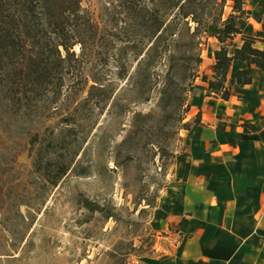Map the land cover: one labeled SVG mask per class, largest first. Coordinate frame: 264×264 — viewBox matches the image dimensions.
Masks as SVG:
<instances>
[{
	"label": "rangeland",
	"instance_id": "1",
	"mask_svg": "<svg viewBox=\"0 0 264 264\" xmlns=\"http://www.w3.org/2000/svg\"><path fill=\"white\" fill-rule=\"evenodd\" d=\"M156 1L144 0V4L151 9ZM244 2L248 20L241 23V30L251 34L255 26L264 25V0ZM81 9L78 23L67 25L82 46L72 48L70 56L60 50L61 58L52 50L46 51L41 60L49 63L52 78L44 88L28 82V70L40 58L37 51L17 49L9 55L0 54V264H111L109 254L115 249L127 255L132 241L140 247L139 237L144 233L136 227L139 221L138 214H133L132 194L160 166L154 145L164 126L161 93L169 69L159 64L149 70L150 81L144 80L142 89V99L147 102L143 103L131 92L128 81L116 82L118 67L131 65V73L137 67L131 55L122 57V51L133 42L140 47V40L127 26L122 3L81 0ZM87 20L98 27L97 37L87 32ZM216 34L212 27L201 41V76H211ZM40 37L41 43L52 46L49 33ZM172 51L176 48H168ZM184 51L180 47L176 52L181 55ZM180 76L181 71L175 70L171 78L179 81ZM93 79H101L113 92L112 100L105 109L98 100L91 111L78 112ZM201 84L198 80L187 89L190 112L186 123L202 119L207 101ZM138 115L151 118L138 120ZM59 137L73 145L78 156L68 176L53 189L35 174L33 157L49 145L53 147L49 150L60 156L55 141ZM179 137L183 141L179 151H188L177 159L178 168L183 170L193 136L182 132ZM126 139L129 142L123 148ZM169 193H164L162 203H169ZM87 207L113 213L116 218L107 221ZM155 215L156 220L149 225L159 237L155 247L141 259H132V264H169L173 257L180 238L174 230H159V212H154L153 218ZM163 234L167 237L162 238Z\"/></svg>",
	"mask_w": 264,
	"mask_h": 264
},
{
	"label": "trees",
	"instance_id": "2",
	"mask_svg": "<svg viewBox=\"0 0 264 264\" xmlns=\"http://www.w3.org/2000/svg\"><path fill=\"white\" fill-rule=\"evenodd\" d=\"M124 7L127 25L135 39L140 40V47L130 44L122 51V57L131 55L137 62V67L132 72L130 67L123 65L117 68L116 82L128 81L131 92H136L142 99L144 80L150 81L149 70L155 65H166L168 72L163 80L161 109L164 116V126L159 129V139L155 143L156 158L159 167L155 175L142 181L132 194L134 207L133 214H138L136 227L143 234L139 237L140 247L136 248L134 242L129 244L130 253L121 255L115 249L109 254L111 264H132V259H141L155 247L159 238L150 228L153 214L159 207L162 196L176 184L177 159L185 152L181 151L183 141L179 135L182 132L189 133L193 127H202L201 117L193 124L186 123L190 107L187 101V89L201 80L207 86L206 97L228 103L232 97L234 88L244 89L253 84V69L264 75V52L257 45H264V25L262 32L255 37L246 36L241 30V23L248 20L247 6L244 0H157L149 9L144 0H117ZM230 10L227 15L226 11ZM83 14L81 0H0V54H7L17 49H32L39 54L36 66L29 69L28 82L32 86L45 87L50 84L51 75L48 74L49 63H45L42 57L46 51H53L58 57L61 52L70 56L72 48L77 43L76 34L68 25L78 23ZM68 24V25H67ZM87 32L93 38L98 35V27L87 20ZM216 31L215 40L217 48L214 55V65L211 76H201L198 72L203 61L200 49L202 39L208 37L210 28ZM79 30V29H78ZM51 35L52 46L41 43V35ZM75 38L74 44L71 40ZM239 42V46L236 43ZM183 47L186 49L181 55L176 51L168 52V48ZM61 58V57H60ZM64 63L65 61H61ZM235 64H242L245 69L233 72ZM175 70L181 71L179 81L172 77ZM169 82H168V81ZM176 82V83H175ZM34 85H33V84ZM88 98L76 111L92 110L94 102L98 100L106 104L112 100L113 92L104 87L101 79H93ZM127 83V84H128ZM44 85V86H42ZM173 85V86H172ZM113 87L111 84L110 88ZM61 89L58 87V90ZM172 92L170 93V91ZM143 103L147 99H142ZM136 119H150L151 116H136ZM66 126L69 122L66 121ZM135 126H133V130ZM245 134H254V127L243 126ZM168 130V131H167ZM60 146L61 155H57L52 146L37 153L33 157V169L41 181L50 188L58 185L71 172L78 152L73 145L65 143L61 137L55 140ZM129 142L126 139L121 147ZM174 144L178 147H174ZM133 161V160H132ZM92 214H100L107 221L115 220L113 213H106L97 208L87 207ZM172 232V229H169ZM162 235V238H166ZM143 240V241H142ZM183 236L180 235V241Z\"/></svg>",
	"mask_w": 264,
	"mask_h": 264
},
{
	"label": "crops",
	"instance_id": "3",
	"mask_svg": "<svg viewBox=\"0 0 264 264\" xmlns=\"http://www.w3.org/2000/svg\"><path fill=\"white\" fill-rule=\"evenodd\" d=\"M260 32L258 24L245 35ZM201 86L202 127L187 133L188 162L176 166L169 203L161 200L155 211L159 230L183 236L169 264H264V75L253 69L252 86L234 88L228 103L207 98ZM243 126L256 132L245 134Z\"/></svg>",
	"mask_w": 264,
	"mask_h": 264
}]
</instances>
